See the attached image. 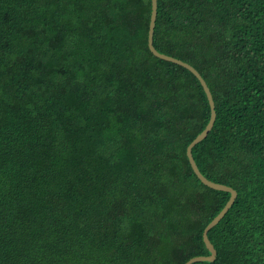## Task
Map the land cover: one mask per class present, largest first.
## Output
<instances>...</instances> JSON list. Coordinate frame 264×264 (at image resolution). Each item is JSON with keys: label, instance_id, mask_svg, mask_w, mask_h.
<instances>
[{"label": "trees", "instance_id": "1", "mask_svg": "<svg viewBox=\"0 0 264 264\" xmlns=\"http://www.w3.org/2000/svg\"><path fill=\"white\" fill-rule=\"evenodd\" d=\"M152 0H0V264H186L229 202L211 119L148 44ZM154 46L217 118L238 197L215 262L264 264V0H158Z\"/></svg>", "mask_w": 264, "mask_h": 264}, {"label": "water", "instance_id": "2", "mask_svg": "<svg viewBox=\"0 0 264 264\" xmlns=\"http://www.w3.org/2000/svg\"><path fill=\"white\" fill-rule=\"evenodd\" d=\"M157 16H158V0H152V14H151V20H150V27H149V38H148V44H149V48L151 50V52L153 53V55H155L157 58L162 59L164 61H168L174 64H177L179 66H182L186 69H188L190 72H192L197 78L198 80L201 82L209 103H210V107H211V119L207 125V127L205 128V130L189 145L188 149H187V156L189 158L191 167L193 169V171L195 172V174L198 176V178L200 179V181L207 187L217 190V191H223V192H229L231 194L230 200L229 202L226 204L225 208L220 212V214L207 226V228L204 231L203 237H204V241L207 245V248L210 251V256H206V257H196L191 259L190 261H188L186 264H194L197 262H215L217 259V251L215 249V247L213 246V244L211 243L210 239H209V232L215 228L227 215V213L230 211V209L232 208V206L234 205L237 197H238V193L237 191H235L233 188L223 185V184H219V183H215L210 181L209 179H207L200 171L194 157H193V149L196 145H198L199 143H201L203 140H205L207 138V136L209 135V133L212 131L215 122H216V118H217V113H216V106H215V101L213 98V95L211 93V90L207 84V82L205 81V79L202 77V75L190 64L179 60L177 58L165 55L160 53L154 46V34H155V28H156V22H157Z\"/></svg>", "mask_w": 264, "mask_h": 264}]
</instances>
